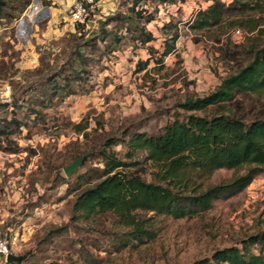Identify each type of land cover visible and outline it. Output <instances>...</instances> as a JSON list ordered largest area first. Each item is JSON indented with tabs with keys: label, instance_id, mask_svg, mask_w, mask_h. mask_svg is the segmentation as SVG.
Returning <instances> with one entry per match:
<instances>
[{
	"label": "trees",
	"instance_id": "obj_1",
	"mask_svg": "<svg viewBox=\"0 0 264 264\" xmlns=\"http://www.w3.org/2000/svg\"><path fill=\"white\" fill-rule=\"evenodd\" d=\"M188 1L123 0L126 11L105 24H113V28L104 27L85 41L78 30L73 33L65 61L48 66L40 60L33 78L15 82L10 100L0 102V152L36 154L21 148L18 137L26 133L25 140L30 141L38 126L44 125L45 131L57 128V122L47 119L45 112L74 97L76 86L90 84L93 66L125 42L149 55L137 62L136 75L145 72L147 78L154 71L163 72L168 59L178 55L181 21L172 17L163 23L158 29L160 38L149 26L162 11L181 10ZM199 2L200 8L184 24L185 29L210 35L221 45L228 75L220 78L213 92L188 97L173 109L157 108L108 132L90 150L72 145L68 159L74 161L89 152L98 166L71 179L58 177L72 198L73 219L92 221L109 215L115 220L119 231L111 245L118 252L154 241L156 217L194 219L211 211L217 202L243 193L264 173V0ZM29 5L30 0H0V27L20 18L14 13L23 14ZM238 29L246 36L235 44L230 33ZM159 39L162 43L156 48ZM158 119L165 121L153 124ZM47 122L51 127L45 126ZM66 127L86 141L98 133L97 129L88 132L90 123L85 119ZM219 170L234 171V175L211 183ZM192 264H264V230Z\"/></svg>",
	"mask_w": 264,
	"mask_h": 264
},
{
	"label": "rangeland",
	"instance_id": "obj_2",
	"mask_svg": "<svg viewBox=\"0 0 264 264\" xmlns=\"http://www.w3.org/2000/svg\"><path fill=\"white\" fill-rule=\"evenodd\" d=\"M122 2L109 0L108 6L93 10L86 24L73 26L68 13L71 0H30L24 15H14L28 16L30 23L40 22V30L31 32L28 20L0 27V79L8 82L13 93L15 82L33 78V69L40 60L48 66L65 61L70 56L73 33L78 30L85 41L104 27L113 28V24H105L117 13L126 11ZM199 7V0H189L181 10L172 7L162 11L158 21L149 26L160 38L158 29L163 23L172 17L181 21L183 35L177 43L178 55L168 59L163 72L154 71L147 78L145 72L136 75L137 62L149 55L144 49L133 50L125 42L93 66L90 84L85 88L76 86L74 97L45 112L47 119L57 122V128L45 131L44 125L38 126L30 141L25 140L26 133L18 137L21 148L32 149L36 154L0 152V236L18 238L13 253L22 261L11 264H192L264 230L263 173L243 193L217 202L211 211L194 219L156 217L158 235L154 241L118 252L111 245L119 231L115 220L109 215L92 221L73 219L68 187L58 179L73 177L67 178L64 173L76 161L68 159L72 145L78 143L83 150H90L108 132L138 121L157 108L173 109L188 97L207 95L219 86L220 78L229 73L222 61L221 45L210 35H197L185 29L184 24ZM55 8L65 9V16L58 18ZM52 18L53 23L47 24ZM230 34L233 43L243 42L233 37V32ZM223 39L227 40V35ZM161 43L159 39L154 46L160 48ZM4 89L0 86L1 92ZM83 119L90 123L88 132L98 130L89 141L66 127L69 122ZM164 121L158 119L153 124L162 125ZM51 125L47 122L45 126ZM84 156L87 157L77 173L98 166L89 152L80 158ZM233 175L234 171L219 170L211 183L229 180Z\"/></svg>",
	"mask_w": 264,
	"mask_h": 264
},
{
	"label": "built area",
	"instance_id": "obj_3",
	"mask_svg": "<svg viewBox=\"0 0 264 264\" xmlns=\"http://www.w3.org/2000/svg\"><path fill=\"white\" fill-rule=\"evenodd\" d=\"M102 0H71L69 9V21L73 26L84 25L88 22L90 14L98 8ZM245 32L238 29L233 32V37L243 39ZM18 246V238H6L0 236V262L8 263V257L14 255L13 248ZM15 256V255H14Z\"/></svg>",
	"mask_w": 264,
	"mask_h": 264
},
{
	"label": "crops",
	"instance_id": "obj_4",
	"mask_svg": "<svg viewBox=\"0 0 264 264\" xmlns=\"http://www.w3.org/2000/svg\"><path fill=\"white\" fill-rule=\"evenodd\" d=\"M108 1L109 0H102L101 2H99V4H98V7L100 8L101 6H103V7H106V6H108ZM53 4H55V3H53ZM56 5V4H55ZM205 6V5H204ZM200 8V7H199ZM198 8V9H199ZM56 9V13H57V17L58 18H62L63 17V14H64V16H65V9H58V8H55ZM26 12V11H25ZM24 12V13H25ZM24 13H23V15H24ZM29 19V17L28 16H20V18H18L16 21H14V22H18V20H24V21H26V20H28ZM29 21V27H30V31L31 32H34V33H36V31H39L40 30V22H38V23H30V20H28ZM51 22L53 23V18L52 19H50L49 20V22L47 23V24H51ZM89 23H91V22H89ZM88 23V24H89ZM87 24V25H88ZM19 36H20V34H19ZM21 46V45H20ZM18 47H19V45H18ZM35 63V62H34ZM34 65V64H33ZM3 84H5V86L3 85ZM0 86H3L5 89V91L3 92H1L0 91V99H1V102H7V101H9L10 100V98H11V95H12V93L10 92L11 91V89L8 87V82L7 81H5V80H3V79H0ZM3 153V152H2ZM3 154H5V153H3ZM7 155V154H6Z\"/></svg>",
	"mask_w": 264,
	"mask_h": 264
},
{
	"label": "water",
	"instance_id": "obj_5",
	"mask_svg": "<svg viewBox=\"0 0 264 264\" xmlns=\"http://www.w3.org/2000/svg\"><path fill=\"white\" fill-rule=\"evenodd\" d=\"M87 156H84L78 160H76L72 165L68 166L67 168L64 169V173L67 178H71L74 174H76L80 168V166L84 163L85 159ZM21 258L11 255L8 257V263L11 264L13 262H18L20 261Z\"/></svg>",
	"mask_w": 264,
	"mask_h": 264
}]
</instances>
